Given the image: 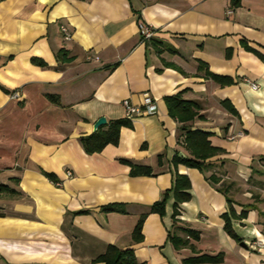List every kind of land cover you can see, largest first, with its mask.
<instances>
[{
  "label": "crops",
  "instance_id": "0c3cea01",
  "mask_svg": "<svg viewBox=\"0 0 264 264\" xmlns=\"http://www.w3.org/2000/svg\"><path fill=\"white\" fill-rule=\"evenodd\" d=\"M139 22L160 43L143 40ZM199 62L231 82L215 81ZM178 91L199 105L186 124L222 150L211 170L171 162L176 151L189 154L164 101ZM146 95L155 113L133 116L117 143L85 152L80 136L98 117L123 118L122 101L143 106ZM122 159L152 173L132 175ZM176 172L190 182L179 214L172 219L171 191L162 215L149 212ZM222 182L235 214L248 208L230 217L237 238L223 228ZM0 184L5 264H104L96 258L109 244L132 248L138 264L219 252L220 262L196 264H264V0H0ZM111 202L126 211L101 210ZM169 233L187 245L175 248Z\"/></svg>",
  "mask_w": 264,
  "mask_h": 264
},
{
  "label": "trees",
  "instance_id": "16d2710c",
  "mask_svg": "<svg viewBox=\"0 0 264 264\" xmlns=\"http://www.w3.org/2000/svg\"><path fill=\"white\" fill-rule=\"evenodd\" d=\"M239 0H233L234 4H237ZM150 44L160 43L157 39L151 36L149 39H146ZM60 56L64 58L65 52L60 51ZM32 61L38 65H45V62L38 57H32ZM199 69H203L204 73L210 76L215 81L221 84H227L231 82V78L229 76L217 75L207 70V67L199 62ZM182 91H178L171 95H166L164 97V101L167 107L168 114L177 119L181 124L179 129L183 135V144L184 147L189 151L188 155H183L176 151L171 158V162L174 166L178 163L189 167H195L200 171L204 172L207 170H211L216 165V160H211L210 158L218 153H221V148L214 146L210 143L208 136L210 132L198 129V128H190L188 121L192 120L194 117L198 116V109L199 105L191 100L185 99L181 97ZM45 96L53 103L59 104V97L53 93H46ZM130 119L123 117V118H115L111 119L103 125H100L89 134L80 136L81 144L86 153H94L100 151L106 144L108 143H117L119 138V130L122 126H130ZM123 162H127L130 165V174H150L152 173V169L147 165H137L130 163L128 160L122 159ZM218 172L211 171L206 178L211 181L212 183H217L219 181V176L217 175ZM190 187L189 179L186 175L175 173L173 177L172 184L169 189L165 190L159 200L153 202L150 206L148 211L149 212H157L158 214L162 215L164 213V205L165 201L168 197V193L171 191L174 202L172 208V219L179 214V203L185 200H188L190 194L188 189ZM228 185H225L222 182L217 189L221 191L225 197L226 201L229 204V214L223 213V228L224 230L231 235L232 237L237 238L234 232L231 229L230 225V217H243L246 215L247 207H242L239 215H236L231 203L232 199L228 195L227 191ZM5 186L0 184V190L4 189ZM101 210L108 212V211H120L125 212V205L122 203L111 202L102 205ZM86 210H79L78 212H84ZM146 213L140 214L138 217L132 231H131V238L134 242H138L142 238L141 234V226ZM181 231L187 235L188 237H192L194 239L198 238V232L192 230L190 228L182 227L180 228ZM169 240L172 242L175 248L187 245L188 238H183L175 233L168 234ZM192 247L191 244H189ZM222 252L217 253L216 255H208V254H200L195 256H190L187 258H183V264H196L201 262H220L222 260ZM96 260L102 261L104 264H138L132 248H118L115 245L109 244L105 251L97 256Z\"/></svg>",
  "mask_w": 264,
  "mask_h": 264
},
{
  "label": "built area",
  "instance_id": "2783aa9c",
  "mask_svg": "<svg viewBox=\"0 0 264 264\" xmlns=\"http://www.w3.org/2000/svg\"><path fill=\"white\" fill-rule=\"evenodd\" d=\"M62 30L65 32V38H68L69 34L66 33L65 27H62ZM138 32L143 40L149 39L151 36H153V33H154L153 29L149 25L144 24L142 22H139L138 24ZM247 81L249 82L252 88L257 87V84L255 82H252L250 80H247ZM122 104L125 108V117L129 119L136 115L151 114V113H155L156 111L155 100L149 95H146L144 97L143 106L133 105L127 99H124L122 101ZM232 137L233 136H229L230 139ZM67 174L70 175L71 172L67 170Z\"/></svg>",
  "mask_w": 264,
  "mask_h": 264
},
{
  "label": "water",
  "instance_id": "95a60500",
  "mask_svg": "<svg viewBox=\"0 0 264 264\" xmlns=\"http://www.w3.org/2000/svg\"><path fill=\"white\" fill-rule=\"evenodd\" d=\"M105 123H106L105 117L104 116H100L94 121V123L92 125V129L95 130V129H97V127H99L100 125H103ZM241 244L244 245L243 242H241Z\"/></svg>",
  "mask_w": 264,
  "mask_h": 264
},
{
  "label": "rangeland",
  "instance_id": "374dc122",
  "mask_svg": "<svg viewBox=\"0 0 264 264\" xmlns=\"http://www.w3.org/2000/svg\"><path fill=\"white\" fill-rule=\"evenodd\" d=\"M0 264H5V263L0 259Z\"/></svg>",
  "mask_w": 264,
  "mask_h": 264
}]
</instances>
